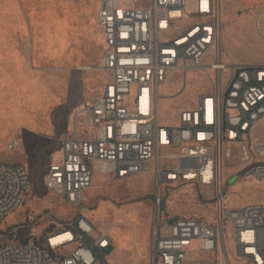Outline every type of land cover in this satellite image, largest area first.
Masks as SVG:
<instances>
[{
    "label": "built area",
    "instance_id": "1",
    "mask_svg": "<svg viewBox=\"0 0 264 264\" xmlns=\"http://www.w3.org/2000/svg\"><path fill=\"white\" fill-rule=\"evenodd\" d=\"M260 16L256 30L264 38ZM96 19L110 77L74 112L72 130L60 138V157L43 175L46 188L79 207L98 175L122 181L152 173L150 259L139 255L134 264H233L231 240L239 264H264V202L227 206L224 180V160L235 148L240 162L251 163L243 175L264 179V140L253 139L264 123V61L226 55L221 0H99ZM174 71L183 76L182 86L161 93ZM191 71L201 72L210 88L181 108L175 122L166 121L161 100L177 98ZM20 143L14 137L8 148ZM184 184L213 200V221L165 214V189ZM32 187L23 163L0 161V226ZM112 245L107 231L79 215L40 233L29 228L23 238L0 245V264H111Z\"/></svg>",
    "mask_w": 264,
    "mask_h": 264
},
{
    "label": "rangeland",
    "instance_id": "2",
    "mask_svg": "<svg viewBox=\"0 0 264 264\" xmlns=\"http://www.w3.org/2000/svg\"><path fill=\"white\" fill-rule=\"evenodd\" d=\"M98 4L99 0H0V161L23 163L33 178L24 203L0 226V245L23 238L29 228L40 233L49 225L86 215L113 238L108 249L111 264H134L139 254L148 262L156 220L152 173L122 181L98 175L88 188L89 199L79 207L68 205L43 183L49 164L60 157V138L72 130L77 107L100 94L110 77L102 67L105 46L96 19ZM221 4L226 55L264 61V38L256 30L258 15L264 20V0ZM182 82L183 76L174 71L160 92L176 93ZM210 85L201 72H189L185 90L177 98L161 100L162 116L175 122L178 111L194 105ZM14 137L21 143L10 150ZM253 139L264 140V123L256 127ZM250 164L239 161L237 148L225 158L227 206L264 202V179L241 172ZM165 190L162 209L167 216L213 221L214 202L199 187L184 184ZM229 249L233 264H239L232 240Z\"/></svg>",
    "mask_w": 264,
    "mask_h": 264
},
{
    "label": "crops",
    "instance_id": "3",
    "mask_svg": "<svg viewBox=\"0 0 264 264\" xmlns=\"http://www.w3.org/2000/svg\"><path fill=\"white\" fill-rule=\"evenodd\" d=\"M101 28H102V27H101ZM102 32H103V30H102ZM103 39H104V36H103ZM106 81H107V80H106ZM106 81H105V82H106ZM105 82H104V84H105ZM104 84L102 85V88H101V89H103ZM101 91H102V90H101ZM110 247H111V246H110ZM110 247H109V248H110ZM109 248H108V249H109Z\"/></svg>",
    "mask_w": 264,
    "mask_h": 264
},
{
    "label": "bare ground",
    "instance_id": "4",
    "mask_svg": "<svg viewBox=\"0 0 264 264\" xmlns=\"http://www.w3.org/2000/svg\"><path fill=\"white\" fill-rule=\"evenodd\" d=\"M222 15H223V12H222ZM185 87H186V86H185ZM185 87H184L183 91L185 90ZM183 91H182V92H183ZM139 255H140V254H139Z\"/></svg>",
    "mask_w": 264,
    "mask_h": 264
}]
</instances>
